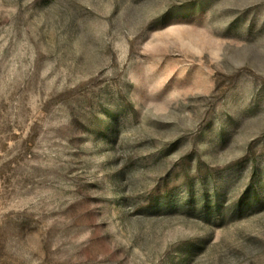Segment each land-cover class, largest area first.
Listing matches in <instances>:
<instances>
[{
    "label": "rangeland",
    "instance_id": "obj_1",
    "mask_svg": "<svg viewBox=\"0 0 264 264\" xmlns=\"http://www.w3.org/2000/svg\"><path fill=\"white\" fill-rule=\"evenodd\" d=\"M0 264H264V0H0Z\"/></svg>",
    "mask_w": 264,
    "mask_h": 264
}]
</instances>
